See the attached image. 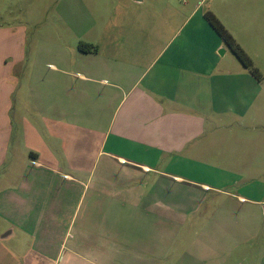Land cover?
I'll return each mask as SVG.
<instances>
[{"label":"crops","instance_id":"obj_1","mask_svg":"<svg viewBox=\"0 0 264 264\" xmlns=\"http://www.w3.org/2000/svg\"><path fill=\"white\" fill-rule=\"evenodd\" d=\"M27 2L0 0V13L35 6ZM207 2L117 0L111 10L105 0H55L61 21L41 27L44 38L63 37L59 62L46 74L27 70L41 91L21 95L16 64L36 60L24 52L27 27L0 23V173L22 175L17 186L0 175V264H164L180 231L163 196L174 199L180 185L215 198L206 226L183 232L177 264H264V133L255 130L264 87L227 59L205 18L216 13L256 60L264 4ZM81 42L97 50L84 53ZM245 122L241 134L234 125ZM164 217L175 230L163 231Z\"/></svg>","mask_w":264,"mask_h":264},{"label":"rangeland","instance_id":"obj_2","mask_svg":"<svg viewBox=\"0 0 264 264\" xmlns=\"http://www.w3.org/2000/svg\"><path fill=\"white\" fill-rule=\"evenodd\" d=\"M32 1H34L33 4H35V6L31 7V9L29 8L21 9L19 6H17L13 9V11L0 13L1 24L10 25V26L23 25L27 27L28 40L25 43L24 52L28 56L31 55L36 59L34 62L26 60L24 62H20L16 64L15 68L18 70L17 76L18 79L21 81V86H22L21 89L19 90L18 93L19 95L22 94L21 91L23 90V86L24 89L26 90V87H28V85L34 87L36 91H38V88L39 91H41V84L39 83V79L41 77L28 78L26 71L34 69V70H39V73L41 75L46 74L45 70L48 68L49 63L59 62L58 60L55 61L52 55H56L59 52V49L62 46V41L64 40L63 37H61L62 39L59 38L57 34H54L48 38L43 37V30L41 27L43 23L46 22L55 23L61 21V17L59 16L57 10L54 9L55 5L53 4V2L55 0H32ZM116 1L117 0H105L104 6H109V9L112 10L114 7L113 5L114 3H116ZM125 1H128L130 4H133L134 2V0H125ZM210 1L213 0H208V2ZM260 1H262L261 4H264V0H260ZM27 3L30 4L29 0ZM46 4L47 5L51 4V5L50 7H46ZM178 4L181 5L182 3L178 1ZM40 9L42 10L40 11ZM93 10L96 15H99V20H101L103 14L101 12L98 13L97 11H95L94 7ZM259 20L261 21L264 20L263 14L259 16ZM261 33L262 35H264V30ZM46 39H49V42L46 45H44L42 41ZM47 50H49L50 53ZM252 51L255 53L254 54L255 55L254 57L256 59L254 60L255 66L261 71L263 75V79L260 82H262V85L264 87V38L254 46V50ZM227 59L238 60L237 57L231 51L230 53H228ZM7 62L11 63V61H7ZM263 98H264V94H263ZM48 101L50 103L58 104V92L56 91L53 94L50 93ZM234 127H236L239 133L244 134L246 131H248L249 127H252V125L248 122H245L242 127L237 128L236 125H234ZM255 130L257 131L258 134L264 133V128L262 127ZM16 150H17V146H13V145L10 147V150L8 149V151L10 152L12 151L15 152ZM21 151L23 152L22 145L19 146L18 149V157H19L17 159L18 168L22 166V164L25 161L24 159L25 155L21 153ZM28 158L29 157H27V159ZM0 175H4L3 180L5 185H7L9 182H14V185L17 186L19 184L18 180L22 179V175L20 176V174H8V168H4L3 171L0 173ZM259 176L261 177L260 179H264V174H259ZM198 178L203 181L201 176L200 177L198 176ZM0 184H1V180H0ZM173 195H174L173 197L174 199H169L171 196L168 194H165V196H163V199L165 203H167L165 205H167L169 208L170 206H174V208L175 207L178 208L177 212L171 214L173 215L171 217L172 218L176 217L174 221L177 227L175 228L179 229L178 231H180V236L178 237L177 243L171 248V250H167L168 247H170L169 245H167L166 247L164 245L163 251L165 252V250H167V252L171 253L170 256H172L166 262H164V264H177L178 258L181 260L180 255L184 253V251H186V248L188 247L189 244L188 241L190 240L189 237H183V232L187 230L197 231L206 226V199L209 198L210 200H213L215 198L213 197V195H211V193L209 194V196H207L206 189L205 190L201 189L200 185L198 186V188L196 187L195 189H193L188 185H180L177 190L173 189ZM43 197L44 194L41 192L39 198H43ZM8 198H11L10 194ZM90 198H91V191L88 190V193L84 195V199H83L84 203L82 205L83 207L81 212H83L84 209L87 206H89ZM76 199L77 198H73L69 196L67 200V203H69V205L73 207V210L75 209L73 202H76ZM167 206H164L163 211H165V207ZM166 218L167 217H164V221L162 222V226H161L163 231H166L167 229L175 230L174 228H170L171 220L170 222L169 221L167 222ZM132 223L133 221H131V224ZM147 227L154 228L153 222L151 220L149 221V219L147 222ZM145 239H147L148 241L149 240L153 241L152 240L153 237H150L149 235ZM165 240L166 238H164L163 241ZM3 244L4 246H10V245L12 246V243H3Z\"/></svg>","mask_w":264,"mask_h":264},{"label":"trees","instance_id":"obj_3","mask_svg":"<svg viewBox=\"0 0 264 264\" xmlns=\"http://www.w3.org/2000/svg\"><path fill=\"white\" fill-rule=\"evenodd\" d=\"M205 18L222 38L230 51L237 57L242 65L248 69L249 73L258 81H261L263 79V75L261 71L255 66L254 60L236 40L232 33L226 28L219 17L213 11L208 10L205 12ZM79 49L84 53L94 52L97 50L96 47L84 42L79 44Z\"/></svg>","mask_w":264,"mask_h":264},{"label":"water","instance_id":"obj_4","mask_svg":"<svg viewBox=\"0 0 264 264\" xmlns=\"http://www.w3.org/2000/svg\"><path fill=\"white\" fill-rule=\"evenodd\" d=\"M224 52V51H223Z\"/></svg>","mask_w":264,"mask_h":264}]
</instances>
